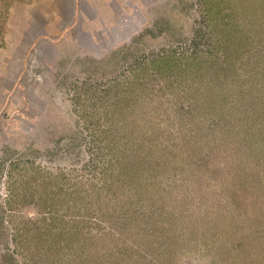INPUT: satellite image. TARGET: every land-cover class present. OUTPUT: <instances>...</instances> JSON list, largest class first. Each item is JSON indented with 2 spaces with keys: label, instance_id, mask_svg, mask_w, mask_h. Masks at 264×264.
<instances>
[{
  "label": "rangeland",
  "instance_id": "obj_1",
  "mask_svg": "<svg viewBox=\"0 0 264 264\" xmlns=\"http://www.w3.org/2000/svg\"><path fill=\"white\" fill-rule=\"evenodd\" d=\"M0 6V264H264V0Z\"/></svg>",
  "mask_w": 264,
  "mask_h": 264
},
{
  "label": "trees",
  "instance_id": "obj_2",
  "mask_svg": "<svg viewBox=\"0 0 264 264\" xmlns=\"http://www.w3.org/2000/svg\"><path fill=\"white\" fill-rule=\"evenodd\" d=\"M21 1H27V2H32V1H34V0H21ZM4 14H5V11H4V9L0 6V18L1 17H4ZM247 193H246V190L245 189H240V190H236L235 192H234V195L232 196V201L233 200H238V201H243L244 200V198H246L247 197V195H246ZM244 197V198H243Z\"/></svg>",
  "mask_w": 264,
  "mask_h": 264
}]
</instances>
